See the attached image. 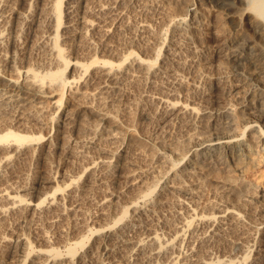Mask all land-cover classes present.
Instances as JSON below:
<instances>
[{
    "label": "rangeland",
    "instance_id": "rangeland-1",
    "mask_svg": "<svg viewBox=\"0 0 264 264\" xmlns=\"http://www.w3.org/2000/svg\"><path fill=\"white\" fill-rule=\"evenodd\" d=\"M67 1L68 0H65V3H63V10L66 9L65 15H64V22L65 20L67 21L68 17L69 19L71 18L72 20L71 19L70 20L72 24L73 25L75 24L74 26L76 27V29H74L75 32L77 31V28L78 30H81L82 28H84L80 20H82V18L84 17L83 15L85 13H86L87 18L92 17L93 19L97 17V15L95 14L98 13L99 11L98 9L100 8V6L98 5H101L100 2H102L99 0L97 1L95 0V2L94 0H90V1L78 0L79 2L77 3V0H74V2L70 4V6L73 7V8L70 7L71 12L67 13ZM29 2H32V6H35V9L33 7V10H32L33 14L23 16L20 19L21 22L19 21V19L17 21V26L18 27L21 26V28L17 27L18 28L17 31L19 32V33H16V35L18 36L17 38L19 39L18 45L16 46L17 48L13 47L12 39L10 38L11 36L7 34L8 31H5L7 35L5 33L4 34H5V37L8 36L10 39L8 37H7L8 39L5 38L4 35L2 37H4L5 39L2 37L0 38V56H1L0 58H2L0 59V65H1V68H3L2 70L3 75L7 77L17 76L13 66L21 67V65H25V66L33 67L34 69L38 71H42L44 68L48 67V64L51 65V61L53 60V55H51V53L49 52V37L48 36H50L49 35L50 32L48 30L49 29V17H48L47 11L44 10L40 12L39 10L38 11L36 10L39 7L38 4H40L39 0H30ZM97 2H99V4ZM247 2H248L247 0H225V1L214 0L213 3L212 2L209 3L208 0H161V1L155 0V2L150 3V5L147 8L144 5L139 4L140 7L137 6L134 11H131L130 13L128 12L129 16L127 15V12H126L127 16L126 15L124 16L127 17V18L125 17V19L128 22H130L129 24H131L129 25V27L127 28L124 27L119 30L114 25H113L114 27L109 26L110 29L109 27H107V29H109V38L111 39V41L108 42V40L110 39H107L106 41L109 44L112 43L111 45H115L116 43H119V44H116V46L119 45V47L122 46L123 48L131 47V49L133 48V50L135 51L138 50L137 52L139 53H142V50L144 51V49L146 48V52L145 53L143 52V54H146L147 52L150 53V54L147 53L146 54L147 56L151 55V53L153 52L152 50L154 48L156 49L157 47V49H160L163 55H160V58L158 60V64H159L163 60H166L169 57L168 52H171V50L168 49L169 48L168 45L170 43L169 41L173 42V40L177 38L176 32H173L177 30L176 23L175 21H173V19L174 20L178 19L179 16L181 17L183 16V14L185 16L187 12L186 10L190 5L191 6L193 5L192 7L193 10L198 11L200 9V11L197 12V16L198 17L201 16L200 18L202 19L198 17L194 18L193 14L192 16L191 15L186 16L187 21L189 20L188 21L189 23H192L194 21V24L197 25V26L195 25L196 28L193 27L190 30L192 33L190 34L192 38L190 37L186 40L183 39V41H181L182 39L179 38L175 44L176 49L174 48L175 50L173 49V52H172V54L174 55L171 54L172 58L174 57L175 60L178 59L177 61H179V59H181L179 61L181 65H177L178 67L175 69L176 71H173V73L171 72L172 78H171V75L168 74L169 76L165 75V77H162L161 79H159L161 80L159 82H161L160 84L162 86L168 88V90L169 88L173 89L174 87L178 86L177 84H180L181 89H180V86L177 87L179 88L178 90L179 97L184 100H187V97H188V100L190 101L193 100V102L196 105L198 104L197 106H202L205 103L204 102L205 98L208 100L211 98L209 101H212V103H214L213 104L214 107L220 108L222 106V108L224 107L228 111H231V113L233 112V119L236 121H234V124L230 125L231 127H229L228 129L227 127L229 126V124L224 123L226 121L224 117H226L227 112L224 113L225 116L222 114L223 119H221L219 123L216 125V127L219 126L218 128L210 127L211 129L210 128L202 129L199 126L200 124L199 122H198L199 124L198 123L196 124L197 125L196 127L195 124H192L191 126H189L185 121L183 122L182 120H178V119H174L173 121H170L169 123L165 124L162 120L163 119L162 106L161 105L157 106L153 104L152 102H151L152 104L151 103L148 104L150 100H148V98H144L148 96L145 95L146 91H144L145 90L143 89L144 87L140 85L141 83H139L138 81L130 82L129 84H126L125 86L126 93L123 94L124 96L122 95L121 99L119 100L120 102L116 100L113 103H111L114 106L110 105L108 107L109 109L111 108L110 110L114 112V115L116 114L115 116L118 115L114 121L110 119L109 120L103 119L99 114H96L95 112L92 113V111H94L93 107H91L92 104L90 102L88 103L84 102L85 100L83 99H81L82 100L81 101L80 99L76 97L73 98L72 96H75V93L73 91H70V89L66 90L64 100H62V102H60L58 106L54 107V105L53 106L49 105L50 107L47 109V111L45 110L46 108L41 109L40 107H35V106L33 108L34 111L33 109L30 110V108H28L24 115L25 116L24 121L28 123V127L21 126L17 121H13V122L10 121L11 118L12 119L14 118V114H17L18 112V111L16 112L17 107L14 108L13 110H9V112H6V114L4 113L5 116H3L4 119H2V122L0 118V122H1L0 123V136H2L5 133V130L7 128V129L17 130L20 133L22 132V134L34 135L35 139L30 140L28 144L25 145V148L27 149L24 148L25 150L23 151L20 157L14 158L13 165H12L13 169H10L8 167H2L1 169L2 175L5 176V178L3 176V181L12 177L13 171L15 170L20 175L22 174L20 176L21 178H18L19 184L16 183L15 185L18 187H15V188L19 189L20 188L19 185L23 183L24 181L26 186H28L27 187L28 189L27 191H21V192H23V194L28 198L35 196L33 197V199L39 200L43 198L45 194L40 195V196H36L37 194L33 195L37 192V189L39 190V188L40 189L45 188L44 190L50 192L53 188H57L58 186L65 188V186L69 183V180H68L69 177L73 175L75 176L74 177L75 183L73 184V186H71L70 189L74 191L73 193L75 194L77 198L80 197L79 200L80 201L82 200L81 205L83 206V204L84 203L85 204L83 208L81 206L82 210L77 211L76 213L73 212L70 215V219L68 216V218L65 219L64 221L58 217L57 212H54L52 210H44L40 212L41 214L40 213L36 214L30 210L28 211L24 209L22 210L23 212L22 211L19 212L20 210L16 212H9L7 213L8 214L7 217L5 216L4 217L5 219L3 218L4 220L0 219V236L3 235L6 231L19 232V233H23L26 237H28L29 240L36 246L38 245L41 246V243L42 244L44 243L39 239V236L41 235V233L47 232V235L50 237L51 240H53L52 243L54 242L53 244L55 246L64 245V244L66 246H69L75 242L77 237L83 234L82 232L80 233V231H77L79 230V227H78V224L76 223H79L80 221H82V223H88L87 221L91 220V215H94L95 214L94 212L97 210V207L95 204L96 199H98V196L101 195L100 193H102L105 189L114 191V193L119 196H121L124 193L125 194V197H123L124 200L131 198L130 196L134 192L129 191L128 187H126V178H125L126 176L125 175L123 176L121 175L122 173H119V175L122 178L119 177V175H118V178H117V175H116V178H115V175H112L111 177L108 176L107 178L106 176L104 178L103 175L101 177L100 175L101 172H99L100 169L97 167V165L93 164L92 167H90L89 169L85 168L84 162L86 163L87 159H85L84 157L80 158L77 153L78 151L81 152L80 150H83V153L87 154L88 157L97 156L98 152L96 150V146L94 148L93 143H91V139L93 137H96L95 135L98 136L100 134V131L104 132V131L111 130L112 133L113 132L118 133V135H120L118 137H120L121 139V141H119L120 139L118 138V140L115 143L118 153H115L113 156H111L114 159L110 157V160L112 161L113 166L116 165V162H118L117 160L119 158L121 162L123 158L125 160V157H127V159L125 161L123 160V165L126 164L128 166L130 164L128 167L125 165V167L123 168L125 170L127 168L129 169V167H131L133 164L137 165V164L152 163V165H158V163L154 162L156 159V157L154 156H158L162 154L169 155L171 163H176L177 166L179 164L180 159L184 155H186L185 161L187 162H190V160L192 159L195 160V162L192 161L191 163H186L188 166L187 172H189L187 176L188 177L187 183L189 184V186H191L190 188H194V190L192 191L193 196L190 199L195 205L193 207L197 211L198 216H193V215L191 216L190 213L184 214V218H182V221L193 220L191 227L186 232V235H187L186 238L190 240L192 243L189 241L182 242L180 246L175 249L176 252L174 253V257L175 256L177 257L179 255L183 259H186V257L188 259L190 255L192 256L193 253L197 252L196 255L202 256V254L203 255L205 254L207 257L210 253L209 258L216 259L217 256H219L220 254L224 252H228V251L229 252L232 251L234 254H240V253L243 254L244 252L245 253L247 252L248 253L247 261L251 262V260L252 261L256 260L258 256L262 255L259 258L260 260L263 258V260L259 262L260 263L262 262L261 264H263L264 263L263 262L264 261V236L261 235L260 233H257L254 230L255 229L254 225L264 220V197H261V194L264 193V190L262 189L264 187V137L263 135H260V133H258L257 131L259 129V126L257 125L255 127L254 126L246 127V126L251 121H252L251 123H253V121L257 120L258 122L256 123L259 125H262L261 130H264V121H263L264 119L261 117V112L259 110L260 108H262L260 107L262 106L261 102L262 101L264 102V19L260 18L251 9H249ZM141 6H144V7H141ZM137 8L139 10L138 12H137ZM130 15L132 16L131 18H130ZM191 19H193V21ZM141 22H148L150 25L149 29L150 28L151 29L150 30L149 29L145 30L143 28L141 29V24H142ZM34 24L37 26H35ZM137 24L140 27L137 26ZM30 28L32 30H30ZM103 28L100 27L99 29V27H97V28L89 29L88 31L86 30L88 33V35L86 34L87 35L86 37L82 33H81L82 34L81 37L79 35L80 34L79 32L75 33V35L72 36V41H70L71 39L66 40V38H64L62 40V43H64V46L67 49L66 51V53H68L67 55H69L70 58L72 57L80 58L82 59V61L89 62V60L87 59H89L90 57H86V55H88L90 51L89 46H90V43L92 42L93 44L91 43V45H93L94 47L95 45L96 47L98 46L97 48L96 47L95 48L99 49L98 54L101 57L102 56L101 54L104 49L102 47L104 43H107L106 41L102 39V36H101L103 33L102 32ZM192 30H195V31L192 32ZM146 31L149 34H147ZM33 32L35 34H32ZM152 32H157V33L151 34ZM69 33H71V30H69L68 34ZM158 33L159 34L161 33V34L158 35ZM192 35H196V36H192ZM157 36H159L160 39ZM195 37L196 39H194ZM165 39L168 41H165ZM190 39H193V40H190ZM99 41L102 43H100ZM191 41L192 42L195 41V42L192 43ZM165 42H167V44ZM120 43L122 44L120 45ZM177 43L178 45L181 43L179 46L183 50L181 48H178L179 46L177 45ZM124 44L125 45L129 44L131 46L130 47L129 45L124 46ZM147 44L152 49H149V46ZM187 45H190V46H187ZM44 50H46V53ZM147 50H150V52ZM192 51H195V52L192 53ZM15 52L18 53V56ZM164 52L168 53V55L165 54ZM106 53L104 55H106ZM197 53L200 55H198ZM234 54H237V56ZM108 55H111V54L109 53L107 54V56ZM3 56H5V58ZM111 56H108V57H111ZM11 57H14V60H15V61L13 60V62H15V65L13 63V66H12V63L10 65V62H8ZM6 58L8 59L6 60ZM37 66L38 68L40 69L42 68V69L41 70L38 69ZM11 67H13V69ZM185 67L187 68V70H185L186 69ZM182 72H183V75H181ZM87 73L89 72L87 71L86 74L83 75V78H86L88 76ZM173 74L175 77L173 76ZM250 74H253V78H252L253 80L249 79ZM69 75L71 77L74 76L72 73H70ZM166 77H169L171 79H168ZM173 78L175 79V81ZM19 80H20V83L22 84L23 77H21ZM162 80L166 83H164ZM5 81L6 79L1 77L0 86L4 87L7 84V82L5 83ZM181 82H182V85H181ZM47 85L49 84H46V87H44L42 90L46 89L48 91L51 85L49 86ZM192 85L193 86L195 85L198 88H196L195 86L193 87ZM35 86H36V89H34ZM35 86L33 85L32 87H30V89L29 87L26 89L30 93L27 92L26 90L23 92L18 91V88H15V87H13V89H10V92H15L17 94L21 93L22 95L25 94V96L27 97L28 96L32 97V95L34 94L36 96V100L38 99L37 101H39L38 104L42 103V105H44L46 103V102H41V101H47L48 103V100L50 98L39 96V93H41L42 91L39 88L40 84L35 85ZM172 86L173 88H171ZM186 87L187 88L189 87V89H187ZM245 89H249V94L247 98L249 100H252L250 101L249 104L250 106L252 104L251 107L254 112L249 111V109L247 108V106L249 105L247 106L243 105L244 103H247L249 101L248 99H246V102H245L244 100H242L243 98H241L242 94L245 92L244 91ZM260 91H262L263 93ZM114 94L115 93H111V96H109L110 94L107 95L108 96L107 100L110 101L112 97L117 96ZM68 97L70 99L67 101ZM40 98L41 100H39ZM71 98H73L72 101H71ZM260 98L263 100H261ZM116 103H119V104L117 105ZM216 103H219V104H216ZM115 104L119 106L120 108L117 107ZM258 105L260 108L258 107ZM155 106H157L158 108ZM244 109H247V111ZM32 112H34L35 114ZM41 114H43V116L45 115L46 117H43ZM40 115L42 117H40ZM74 115H76V117L78 116L79 118L78 117L75 118ZM64 119L65 121L67 120L69 122L73 120L74 123L71 122L70 124H67L68 127L66 129L67 121L65 122ZM63 124H65L66 126ZM78 125H79V128H77ZM80 125H81V129H80ZM86 125H90V126H86ZM222 125H224L225 127L224 126L222 127ZM87 127H90V128H87ZM65 130L68 133L66 135H64L66 133ZM36 136L40 138H37ZM219 136L229 137V138H221L219 143L213 144L216 148L212 154L208 155L207 160L210 161V163L208 162L209 165L208 163L202 162L203 161L202 158L204 159V157H198L196 155L197 151L198 150L206 151L207 145L210 143V141L207 139H212V138H216ZM76 138L80 139V141L78 140L79 143L75 141ZM230 138L231 140H228ZM49 139L50 140L52 139L53 142L50 141ZM201 139L205 140L206 142L204 145H201L200 147H198L199 145H196V144L200 142ZM48 147H49L48 150H50L51 152L46 149ZM94 153H96L97 155ZM100 154L104 155L105 153L102 152V153H99V155ZM126 161L128 162V164L126 163ZM198 161L202 162L201 163L202 165H205L204 168L206 167V170L203 169L204 171L200 173L198 169H195V167L198 166V163H197ZM183 163L184 161L181 164ZM158 169H162V168L160 167ZM172 172H173L172 170L169 171L170 175L172 174ZM49 177L54 179L53 183L43 182L47 180V178ZM40 179L42 183L39 182ZM156 180H154V177L151 176V178L149 177L148 183L150 184L154 183ZM159 180L157 181V184H156L157 186H160V184L162 183L161 181L162 179H159ZM27 181L29 183H26ZM1 182L2 180L0 179V185L3 183ZM40 184H43V185L38 186ZM63 192H68V190H64ZM127 192L130 195H128ZM222 205L223 206L227 205L229 207L234 206V208L240 211L241 215H243L241 218L242 221L241 220H240L241 222L236 221L232 224H226V223L225 225L222 224L220 226L221 228L215 229L216 231H213L211 230V228H207L206 223H205L206 224L205 226L204 222L199 219V215L212 213L215 210V207L217 206L223 207ZM114 207H115L114 205L113 206L111 205V207H108L109 211L113 213L117 212L116 207L115 208ZM166 216H169V215H166ZM171 216H169V218ZM163 217L165 218V216ZM163 217L161 218L160 216H158L156 217V219H158L159 221L155 220V223L157 221H158L157 223H159L158 225L156 224L157 227L161 225L160 231H163V229L165 230L168 229V228L162 227V225L164 224ZM174 218H175L174 216L171 217L169 224L173 225L174 223H176L178 226L181 225L180 221L177 218H175L174 220ZM106 220H104V224L105 222H107L106 224H109L110 222H112V218H110V220L108 219ZM177 225H174L175 227L174 226L173 227L176 228ZM165 230L163 232L167 233ZM84 234H85L84 239L86 241V247L80 248L79 252L84 249L89 248L90 245H92L94 241L99 237L98 235L92 233V231L86 232ZM74 236H77V237L74 238ZM191 246H193V248L195 247L194 249H196L195 252L194 250H192L193 253L190 250ZM124 248H123L124 251L122 250L123 253L126 252V247L124 246ZM62 250L64 254H66V247H62ZM97 251H95L94 253V255L95 254L98 255V256L95 255L96 258H94L95 260L97 259L96 264L98 263L107 264L106 255L102 251V249L99 250L100 252L98 251V253ZM0 252H1L0 253V258H1L0 264H20L18 261L19 257L14 256V258H12V257H9L7 254H5L3 251H0ZM253 256H255L256 258ZM52 260L59 261V259H56V258H52ZM134 260H136V262ZM137 261L138 260L136 258L135 259L132 258L130 259L129 264H141Z\"/></svg>",
    "mask_w": 264,
    "mask_h": 264
},
{
    "label": "bare ground",
    "instance_id": "bare-ground-1",
    "mask_svg": "<svg viewBox=\"0 0 264 264\" xmlns=\"http://www.w3.org/2000/svg\"><path fill=\"white\" fill-rule=\"evenodd\" d=\"M29 1L30 0H0V38L3 35L5 37V34H6L5 31H8L7 34H9L11 36L10 38L12 39V43H13L12 45L15 48H17L16 46L18 45V41H19L16 33H19L17 30L19 27L21 28V26H19V27L17 26L18 19L20 21V19L23 16L33 14V11H32L33 7L35 9V6H32V2H29ZM87 1H90V0H87ZM99 1H102V2H100L101 5H98L99 2H97L98 3L97 5L100 6V8L98 9L99 10L98 13L95 14V15H97V17L93 18V19H92V17L87 18L86 13H85L83 15L84 17L82 18V20H80L81 24H83V27L85 29L81 27L82 29L78 30V28H77V31L75 32L74 29H76V27L74 26L75 24L74 25L72 24L71 18H70L71 19L70 20L68 17L67 21L65 20L66 23L64 22V15H65L66 9L63 10V3H65V0H39L40 4H38L39 7L38 8L36 7L37 8L36 10L37 11L39 10L40 12L46 10L48 17H49V29L47 28L50 32L49 33L50 36H48L49 37V52L51 53V55H53L54 61L52 60L53 62L51 61V65L48 64L47 68L43 67L44 69L42 71H38V70H36L30 66H25V65H21V67L13 66V63L15 65V62H13L14 57H11L8 62H10V65L12 63V66L14 67V70L17 74V76H11V77H7V76L3 75V73H2L3 68H1V65H0V78L2 77L4 79H6L5 83L7 82V84L4 87L0 86V118H1V122H2V119H4L3 116H5L4 113L6 114V112H9V110H13L14 108L17 107L16 112L17 111L18 112H17V114H14V118L13 119L11 118L10 121H12V122L17 121L21 126L28 127V123L24 121V117H25L24 115H25V112L28 108H30V110H31L35 106V107H40L41 109L46 108L45 110L47 111V109L50 106H53V105H54V107L58 106L60 104V102H62V100H64L67 89H70V91H73L75 93V96H72L73 98L76 97L80 100L81 99L85 100L84 102H87V103L90 102L92 104L91 107H93V110H94V111H92V113L95 112L96 114H99L103 119H106V120L110 119V120L114 121L118 115L115 116L116 114L114 115V112L111 111L110 110L111 108L109 109L108 107L110 105H113L111 103H113L114 101H116V100L119 101L121 99L122 95L124 93H126L125 92L126 91L125 90L126 84H129L130 82H135V81L137 82L138 81L139 83H141L140 85H142L144 87L143 89H145L144 91H146L145 95L148 96V97H144V98H148V100H150V102L148 104H150L152 102L153 104H155L157 106H159V105L162 106V108H163L162 109L163 110L162 111V114H163L162 120L165 124L169 123L170 121H173L174 119H178V120H182L183 122L185 121L189 126H191L192 124L196 125L199 122L200 124L199 123L198 124H199L200 128H202V129H207L210 127L211 128L212 127L218 128L219 126L216 127V125L219 123V121L221 119H223L222 114L225 116L224 113H226V112H227L226 117H224V119L226 121L224 123L229 124L228 127L226 126L227 129L229 127H231L230 125L234 124V121H236V120L233 119V112L231 113V111H228L224 107L222 108V106L220 108L214 107L213 106L214 103H212V101H209L211 98L209 100L205 98V101H204L205 103L202 106H197L198 104L196 105L193 102V100L192 101L188 100V97H187V100L181 99L179 97V93H178L179 88H177V87L180 86V84H177L178 86L176 85L177 87H174V88L172 86L171 88H173V89L169 88V90H168V88L162 86L160 84L161 82H159V81H161L159 79H161L162 77H165V75H168V74L171 75V72L173 73V71H176L175 69L178 67L177 65H181L179 62L181 59H179V61H177L178 59L175 60L174 57L172 58V55H174V54H172L173 49L175 48V44L179 38L182 39L181 41H183V39L186 40V39L191 37L190 34H192V33L190 30L193 27L196 28L197 25L194 24L193 19H191L193 22L189 23L188 22L189 20L187 21L186 16H189V15L192 16V14H193L194 18L198 17L197 12H199L200 9L198 11H196V10H193V8H192L193 5L192 6L190 5L189 7L187 6L188 8L186 10L187 12L185 11L186 12L185 16L183 14V16H181V17L179 16L178 19H175V20L173 19V21H175V23H176V28H177V30L174 28L176 31H173V32H176L177 38H175L173 40V42L169 41L171 43V44L169 43V45H168L169 46L168 49L171 50V52H168L169 55H168V53L164 52L169 57L167 56L168 58L166 60H163L162 62L160 61L161 63L158 64V60L160 58V55H163V54H162V51L160 49H157V47H156V49L154 48L152 50L153 52L151 51L152 53L150 56H147L146 54L148 52L146 54H143V52L144 53L146 52V48L144 49V51L141 48L142 53H139V52H137L138 50L135 51V50H133V48L131 49V47H130L131 45H129V44H126V45L127 46L129 45L130 48H127V47L123 48L121 46L123 48L122 49L121 47H119V45L116 46V44H119V43H116L115 45H111L112 43L111 44L108 43L109 41H111V39L109 38V29H110L109 26H112V27L115 26L118 30L122 29L124 27L125 28L129 27V25H131V24H129L130 22H128L125 19V17L128 15V12L130 13L131 11H134L136 9V7L139 6V4H142L147 8L150 5V3L155 2V0H99ZM208 1H209V3L210 2L213 3L214 0H208ZM220 1H225V0H220ZM247 1H248L247 3H248L249 9H251L260 18L264 19V0H247ZM72 2H74V0H68L67 1V13L71 12L70 7H72V6H70V4ZM78 2L79 1L77 0V3ZM94 2H95V0H94ZM86 3H88V2H86ZM190 4H192V3H190ZM144 6H141V7H144ZM138 8H137V12L139 11ZM68 9H69V11H68ZM140 9H142V8H140ZM31 11H32V13H31ZM126 12H127V15H126ZM91 13H93V12H91ZM67 15H69V14H67ZM124 15H126V16H124ZM131 15H130V18L132 17ZM89 16H91V15H89ZM93 17H95V16H93ZM200 17L201 16H199L198 18H200ZM130 18H129V20H130ZM171 18H169V19H171ZM176 18H177V16H176ZM191 18H193V17H191ZM23 19H25V18H23ZM200 19H202V18H200ZM143 21H144V19H143ZM141 23H140L141 29L142 28L145 30L149 29L150 25L148 22H141ZM171 23H173V22H171ZM31 24H33V23H31ZM35 26H37V25H35ZM137 26H139V25L137 24ZM137 26H136V28H137ZM97 27H99V29H100V27L101 28L104 27L102 29L103 33L101 35L102 39L104 41H106L107 39H110V40H108V42L106 41L107 43H104V45L102 47V48H104L103 49L104 53L102 52V54H101L102 56L100 57L98 54L99 49H96L98 46L96 47V45H95V47H96L95 48L93 45H91V43H92L91 42L90 46H89L90 51H89L88 55H86V57H90L89 59H87V60H89V62L82 61V59H80V58H73V57L70 58V56L67 55L68 53H66L67 49L64 46V43H62V40L64 38H66V40L71 39L70 41H72V36L78 32L80 33L79 34L80 37L82 34L86 37L88 35L87 31L89 29L97 28ZM107 27H109V29H107ZM199 28H200V26H199ZM38 29H39V27H38ZM30 30H32V29L30 28ZM69 30H71V33L68 34ZM194 31L195 30H192V32H194ZM45 33H47V32H45ZM153 33L156 34L157 32H152L151 34H153ZM32 34H35V33L33 32ZM95 34H96V32H95ZM147 34H149V33L147 32ZM160 34L158 33V35H160ZM27 36H29V35H27ZM38 36H39V34H38ZM172 36H174V35H172ZM192 36H196V35H192ZM4 37H2V38H4ZM7 37H5V38H7ZM35 37H37V36H35ZM157 37H159V36H157ZM171 38H173V37H171ZM20 39H22V38H20ZM159 39H160V37H159ZM194 39H196V37ZM199 39H200V37H199ZM29 40H30V38H29ZM88 40H89V38H88ZM190 40H193V39H190ZM145 41H146V39H145ZM161 41H163V40H161ZM161 41H159V42H161ZM165 41H168V40L165 39ZM193 42H195V41H193ZM100 43H102V42H100ZM165 43L167 44V42H165ZM121 44L122 43H120V45ZM166 44H164V45H166ZM75 45H77V44H75ZM87 45H89V44H87ZM126 45L124 44V46H126ZM149 45H150V43H149ZM177 45H178V43H177ZM183 46H185V45H183ZM187 46H190V45H187ZM74 47H73V49H74ZM178 48H181V47L179 46ZM147 49H148V47H147ZM149 49H152V48L149 46ZM161 49H162V47H161ZM13 51H15V50H13ZM44 51L46 53V50H44ZM147 51L150 52V50H147ZM17 52H18V50H17ZM72 52H73V50H72ZM106 52H108V53H106ZM193 52H195V51H192V53ZM99 53H100V51H99ZM105 53H106V55H104ZM109 53L113 56L108 55V56H111V57H108L107 54H109ZM16 54L18 56V53H16ZM74 54H73V56H74ZM148 54H150V53H148ZM170 55H171V57H170ZM198 55H200V54H198ZM234 55L237 56V54H234ZM22 56H24V55H22ZM105 56H107V57H105ZM3 57L5 58V56H3ZM0 59H2V58H0ZM7 59L8 58H6V60ZM2 61H4V60H2ZM45 64H46V62H45ZM13 67H11V68L13 69ZM37 68H38V66H37ZM38 69H40V68H38ZM181 70H183V69H181ZM181 70H179V71H181ZM185 70H187V68ZM87 71L89 72V73H87L88 76L86 78H83V75H85ZM70 73H72L74 76L71 77L69 75ZM174 74H176V73H174ZM174 74H173V76H174ZM181 75H183V72ZM177 76H179V75H177ZM21 77H23V80H22L23 83L22 84L20 83V80H19ZM166 78L171 79L172 75H171V78H169V77H166ZM252 78H253V74H250L249 79L253 80ZM165 81H167V80H165ZM174 81H175V79H174ZM174 81H172V82H174ZM177 82H179V81H177ZM164 83H166V82H164ZM38 84H40V87L38 86L40 88V90H42L44 87H46V84L51 85V87H49L48 91L46 89H44L47 92L42 90L41 93H39L40 97L50 98L48 100V103H47V101H41V102H46L47 103V104L45 103L46 105L44 103H43L44 105H42V103H40L41 105L38 104L39 101H37L38 99L36 100V96L34 94L33 95L35 97L32 95V97H33L32 98L31 96L30 97L25 96V94L22 95L21 93L17 94L15 92H10V89H13V87L18 88V91L23 92L28 87L30 89V87H32L33 85L35 86ZM188 84H189V82H188ZM49 85H47V86H49ZM181 85H182V82H181ZM196 88H198V87H196ZM34 89H36V86L34 87ZM47 89H48V87H47ZM180 89H181V86H180ZM187 89H189V87ZM249 89H245L244 90L245 92L243 91L244 93L242 94V97H241V98H243L242 100H244L245 102H246V99H248L247 96L249 94ZM27 92H29V91H27ZM260 92H262V91H260ZM111 93H115L114 95H117V96L112 97L110 99V101H111L110 102L107 100V98H108L107 95L110 94L109 96H111ZM35 94H37V93H35ZM259 95H261V94H259ZM202 96H204V95H202ZM73 98H71V101ZM69 99L70 98L68 97L67 101ZM39 100H41V98ZM261 100H263V99H261ZM250 101H252V100H249L247 103H244L243 105L244 106L249 105V106H247L249 111L254 112L252 107H251L252 104H251V106L249 104ZM219 103H216V104H219ZM261 103H262L261 104L262 106H260V107H262V108H260L259 105H258V107L260 108L259 110L261 112V117L264 119V102L262 101ZM116 104L118 105L119 103H116ZM88 105H90V104H88ZM157 106H155V107H157ZM117 107H119V106H117ZM36 109H38V108H36ZM89 109H90V107H89ZM244 110L247 111V109H244ZM33 111H34V109H33ZM38 111H40V110H38ZM76 111H77V109H76ZM32 113H34V112H32ZM83 114H84V112H83ZM41 115L43 116V114H41ZM41 115H40V117H42ZM33 116H35V115H33ZM74 116H75V118L78 117V116L76 117V115H74ZM43 117H46V116L44 115ZM50 117H51V115H50ZM42 119H44V118H42ZM68 119H70V118H68ZM64 121H65V119H64ZM3 122H5V121H3ZM6 122H7V120H6ZM71 122H73V120ZM71 122L67 121L66 125L70 124ZM251 122L248 123L246 127H248V126H254L255 127L256 125L259 126V129L257 131H258V133H260V135H263V137H264V130H261L262 125L257 124L256 123V122H258L257 120L253 121V123H251ZM63 125H65V124H63ZM195 125H194V127H195ZM224 125H222V127ZM86 126H90V125H86ZM67 127H68V125L66 126V129H67ZM196 127H197V125H196ZM77 128H79V125ZM87 128H90V127H87ZM80 129H81V125H80ZM99 131H100V129H99ZM65 132H66V130H65ZM66 134H68V133L66 132L64 135H66ZM39 136H40V134H39ZM95 136L96 137L92 136L93 138L91 137L92 138L91 143H93L94 148L96 146V150L98 152L97 154L99 155V153H102V152L105 154L104 155L100 154L98 156L96 153H94L97 156L88 157L87 154L83 153V150H80L81 152L78 151L77 153H78L80 158L84 157L85 159H87L86 163L84 162L85 168L89 169L90 167H92L93 164L97 165V167L100 169L99 172L102 173V174L100 173L101 177L103 175L104 178H105V176L107 178L108 176L111 177L112 175H115V178L117 175V178H118L119 173H122L121 175L126 176L125 177L126 178V187H128L129 191L134 192L132 194L133 196L131 195L130 196L131 198L124 200L123 199V197H125L124 193L123 194L121 193L122 195L120 194L121 196H119V195L115 194L114 191H110L108 189H105L102 193H100L101 195L98 196V199H96L95 204H96L97 210L94 212L95 213L94 215H91V220L87 221L88 223H82V221H80L81 223L80 222L76 223V224H78V227H79V230H77V231H80V233L82 232L83 234L82 235L79 234V235H81L79 237L74 236V238L77 237V239L75 240V242L73 244H71L69 246H66L65 244L55 246L53 244L54 242L52 243L53 240H51L50 237L47 235V232H43V233H41V235L39 234L40 235L39 239L44 244L41 243V246H39V245L36 246L23 233L6 231L3 235L0 236V251H3L5 254H7L9 257H12V258H14V256L19 257V260H18V258H17V260L19 261L20 264H96L97 259L95 260L94 258H96L95 255H97V254L94 255V253H95V251H97V250L99 251L101 249L106 255V263L107 264H129L130 259H132V258H134V259L136 258L138 260L137 262H139L141 264H259L260 263L259 261L263 260V258L260 260L259 257L262 256V255H260L257 257L256 260H253V261L251 260V262H250V261H247L248 260V253L247 252L246 253L244 252L243 254H241V253L240 254H234L232 251L231 252H229V251L224 252V253L220 254L219 256H217L216 259H213V258H209L210 253H209L208 257L205 254H204L205 256L203 254H202V256L196 255L197 252L196 253L192 252V250H194V252L196 250V249H194L195 247L193 248V246L190 247V250L194 256L196 255L195 257L193 255L192 256L188 255L189 258L187 259V257H186L187 260L181 258V256H179V255L177 257L176 256L174 257V253L176 252L175 249L178 248L182 242H185V241L191 242L190 240H188L186 238V236H187L186 232L191 227L193 220L183 219L185 221H182V218H184V214L190 213L191 216L192 215L198 216L197 211L193 207L195 205L192 202V200L190 199L193 196L192 191L194 190V188H190L191 186H189V184L187 183L188 182L187 176H188L189 172H187L188 166L186 163H191L192 161L195 162V160L192 159V160H190V162H187V161H185L186 155H184L180 159L179 164L177 166L176 163H171L169 155H167V154L163 155L162 154V155L154 156V157H156L154 162L158 163V165H152V163L137 164V165L135 164L134 165L132 163L133 165L131 167H129V169L127 168L125 170V169H123L126 165L125 163H124L125 165H123L124 158L121 161L122 163L120 162V158L119 159L117 158L118 162H116V165L114 164L115 166H113V163L110 160L111 156H113L115 153H118L115 143L118 140V138L120 139V137H118L120 135H118V133H114V132L112 133L111 130H108V131H104V132L100 131V134L98 136L97 135H95ZM37 138H40V137H37ZM59 138H60V136H59ZM59 138H58V140H59ZM221 138H229V137H220L219 136L216 138L207 139L210 141V143L207 145L206 151H199V150L197 151L196 155L198 157H204V159L202 158V160H203L202 162H205V163L209 162L210 163V161L207 160L208 155L213 153V151L216 148L213 144L219 143ZM34 139H35L34 135L22 134V132L20 133L17 130L7 129V128L5 130V133L2 136H0V179L3 182V183L1 182L2 184L0 185V219H3L5 216L7 217V215H8L7 213H9V212H16L19 210H20L19 212H21L23 209L28 210V211L30 210L36 214H38L44 210H52L54 212H57L58 217L61 218L63 221L65 219H67L68 216L70 219V215L73 212L76 213L77 211L82 210V208L85 204V203L84 204L82 203L83 204V206H82L81 205L82 200L81 201L79 200L80 197L78 196L79 198H77L75 196V194L73 193L74 191H72L70 189L71 186H73V184L75 183V179H74L75 176H73L72 174L71 175L73 177L71 176V177H69V179L67 178L69 180V183L65 186V188L58 186L59 188L58 187L53 188L50 192L44 190L45 188L44 189L39 188V190L37 189V192L35 194H33V192H32L33 195L37 194L36 196H40V195L45 194V196L39 200L33 199V197H35V196H32V194H31L32 197L28 198L23 194V192H21V191H27V189H28L27 188L28 186H26L24 181H23V183H21L19 185L20 186L19 189L15 188V187H18L15 185H16V183L19 182L18 178H21L20 176L22 175V174L20 175L15 170L13 171L12 177L3 181L4 175H2V171H1L2 167H8L10 169H13L12 165H13L14 158L20 157L21 154L23 153V151L25 149H27V148H25V145L28 144V142L30 140H34ZM41 139H42V137H41ZM78 140L80 141V139H77V138L75 139V141L79 143ZM81 140H82V138H81ZM228 140H231V138ZM50 141H52V139ZM119 141H121V139ZM84 142H85V140H84ZM205 142H206L205 140L201 139L200 142H198L196 145H199L198 147H200L201 145H204ZM117 145H118V143H117ZM48 146H50V145H48ZM249 146H251V145H249ZM92 148H93V146H92ZM46 149L48 150L49 147ZM50 149H51V147H50ZM48 151H50V150H48ZM121 154H123V153H121ZM205 156H206V158H205ZM115 157H116V155H115ZM112 159H114V158H112ZM126 159H127V157H125V160ZM46 160H47V158H46ZM183 161H184V163L181 164ZM202 162L198 161L197 162L198 166L195 167V169H198L199 173L206 170V167L204 168L205 165L201 164ZM126 163L128 164L127 161H126ZM209 163H208V165H209ZM159 166L162 169H158V168H160ZM170 170L173 171L171 175L169 173ZM20 173H21V171H20ZM189 175H191V174H189ZM151 176L154 177V180L157 179L155 181L156 183L155 182L151 183V184L148 183L149 177L151 178ZM66 177H68V176H66ZM119 177H121V176L119 175ZM4 178H5V176H4ZM113 178H114V176H113ZM159 179H162L161 180L162 183L160 184V186H157L156 184H157V181ZM22 180H23V178H22ZM53 180H54L53 178L49 177V178H47V180H45L43 182L53 183ZM111 180H112V178H111ZM197 180H198V178H197ZM39 182L42 183L41 179ZM26 183H29V182L27 181ZM43 184H40L38 186H41ZM46 187H47V185H46ZM49 187H51V186H49ZM35 189H36V187H35ZM75 189H77V188H75ZM128 189H126V190H128ZM262 189L264 190V187ZM64 190H68V192H63ZM129 193H128V195H130ZM29 195H30V193H29ZM261 197H264V193L261 194ZM111 205L112 206L114 205L116 207L117 212L113 213V212L109 211L108 207H111ZM81 206H82V208H81ZM53 215H55V214H53ZM166 215H169V216L172 215L171 217L174 216L175 218H177L180 221L181 225L178 226L176 223H174L177 220L173 222L174 223L173 225H170L169 221H170L171 217L169 218V216H166ZM158 216H160L161 218L163 216H165V218L163 217V220H164L163 222L165 225L163 224L162 227H165L168 229L167 230H165L163 228L162 229H163V231L165 230L167 233L160 231L161 225L159 227H157V225L159 224L157 222L159 220L156 219V217H158ZM242 216L243 215H241L240 211L235 209L234 206L229 207L227 205H224L223 207H221V206L215 207V210L212 213L199 215V219L201 221H203L204 224L205 223L207 224V228H211V230L216 231L215 229L221 228L220 226L222 224H224V225H225V223L226 224H232L236 221L241 222ZM110 218H112V222H110L109 224H106L107 222H105V224H104V220H106V219L110 220ZM175 218H174V220H175ZM155 220H158V221L155 223ZM79 224H81V225H79ZM206 224H205V226H206ZM174 225H177L176 228H174L175 227ZM171 226L172 227L174 226V227L172 228ZM207 228H206V230H207ZM254 228H255L254 230L257 233H260L261 235L264 236V220L256 223L254 225ZM10 231H11V229H10ZM90 231H92V233L98 235L99 237L94 241V243L92 245H90L89 248L84 249V250L79 252L80 248L86 247V241L84 239V237H85L84 233L90 232ZM40 232H41V230H40ZM201 232H203V231H201ZM201 232H200V234H201ZM57 244H58V242H57ZM124 246L126 247L125 253H123V251L125 249ZM62 247H66V254H64ZM98 251H97V253H98ZM191 252H190V254H191ZM180 255H181V253H180ZM253 257H255V256H253ZM52 258L59 259V261H53ZM134 261L136 262V260H134Z\"/></svg>",
    "mask_w": 264,
    "mask_h": 264
}]
</instances>
